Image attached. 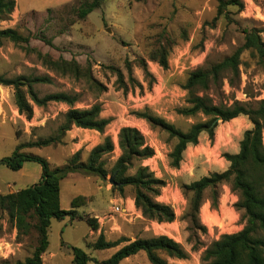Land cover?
Returning a JSON list of instances; mask_svg holds the SVG:
<instances>
[{
  "label": "rangeland",
  "instance_id": "374dc122",
  "mask_svg": "<svg viewBox=\"0 0 264 264\" xmlns=\"http://www.w3.org/2000/svg\"><path fill=\"white\" fill-rule=\"evenodd\" d=\"M78 4L79 0H16L13 12L5 18L0 17V29L12 27L29 36L30 49L24 47L26 44L0 39V75L6 78L50 76L51 82L35 84L41 96L59 91L78 94L75 107L89 108L101 103V115L111 117L112 121L103 133L73 126L61 135L60 127L70 108L67 103L34 104V115L28 119L17 108L14 87L0 83V159L11 155L19 145L59 136V142L25 146L20 151L43 156L52 167L66 164L78 150H81V160L86 161L90 150L110 135L115 149L104 159L111 170L121 153L119 130L123 126H135L155 150L154 156L146 159L144 165L165 181L156 199L170 204L176 219L159 223L146 218L135 204V186L126 185L120 191L115 188L110 174L102 179L97 175L73 172L61 182L65 194L62 208L70 209L73 196L84 195L87 201L77 209L74 219L70 216L52 218L50 244L41 264H75L71 245L83 248L101 262L126 243L94 249L91 244L101 232L107 240L121 237L135 240L166 234L180 242L189 254L186 259H178L162 253L170 264H203L204 249L222 234L241 230L246 218L244 211L234 205L239 195L231 190L229 183L221 186L218 208L211 205L206 192L198 214L199 224L206 230L199 231L202 244L194 249L187 219L190 195L182 186L214 171L227 169L230 162L224 154L240 150L244 132L252 128L253 123L247 115L226 122L218 120L214 139L202 132L199 142L187 147L180 166L175 167L170 154L177 139L159 127H152L136 111L159 115L183 130H188L195 122L207 120L203 114L185 116L177 112L187 105V91L182 85L195 68L222 61L243 46L247 31L255 30L264 42V0H243L242 7L230 5L223 13H219V0H103L102 5L84 19H79L74 11ZM47 40H52V44ZM160 46L169 49L168 68L150 59V54ZM44 56L52 60L76 59L83 66L90 62L94 75L107 89H94L85 79L63 73L46 63ZM140 58L147 60L156 78L151 88L137 61ZM127 59L133 62V75L144 85V90L137 86L125 93L114 85L116 76L107 66L121 67L128 78ZM206 94L217 104L230 105L238 100L247 106H256L264 98V57L251 48L243 49L240 76L232 82L225 77L219 91L212 89ZM41 171V165L36 162H25V167L17 171L0 165V193L15 192L38 182ZM0 216V264H24L34 253L38 232L32 229L19 235L7 212L0 210ZM90 217L97 218V230L88 224ZM89 264L97 263L90 261ZM119 264L151 263L146 252L140 251Z\"/></svg>",
  "mask_w": 264,
  "mask_h": 264
},
{
  "label": "trees",
  "instance_id": "16d2710c",
  "mask_svg": "<svg viewBox=\"0 0 264 264\" xmlns=\"http://www.w3.org/2000/svg\"><path fill=\"white\" fill-rule=\"evenodd\" d=\"M219 13H223L227 6H243V0H219ZM103 0H79L74 11L79 19L86 18L91 12L102 5ZM16 6V0H0V17L9 16ZM7 38L17 44H26L30 49V37L23 35L16 28L8 27L0 29V39ZM52 44V40H47ZM245 48H251L264 57V42L261 35L255 30L247 31L245 43L233 54L222 61L208 66L198 67L192 70L182 87L187 91V105L177 109V112L185 116L203 114L207 120L193 123L188 130L177 127L174 123L149 111H136L139 117L148 121L152 127H159L177 139L170 154L172 165L180 166L183 153L191 144H197L202 132H207L211 140L215 137L217 119L230 121L241 115H247L253 123L252 128L244 132L240 142V150L235 153L226 152L224 157L230 165L224 171H214L200 179L186 183L182 186L189 197V212L187 219L190 231L189 239L193 242V248H200L202 242L198 237L199 231H205L198 220L200 207L209 193V200L214 208H218L221 186L229 183L231 190L239 195L235 202L237 209L243 210L246 218L245 226L232 233H224L219 239L207 246L202 254L203 264H264V98L259 100L256 106H247L236 100L232 104L215 103L206 94L209 90L219 91L225 77L232 79L240 76L241 53ZM169 49L160 46L150 54V59L158 62L163 68H168ZM45 58L48 56H44ZM145 73V81L148 88L153 87L156 78L150 72L147 60H137ZM46 63L63 73H70L75 78H83L90 87L103 91L107 86L97 78L90 62L81 65L76 59L66 60L63 57L57 60L46 58ZM125 66L128 70V78L121 67L107 66L116 76L114 85L123 92L128 93L139 86L144 90V85L133 75V62L127 59ZM51 82L50 76H17L6 78L0 75V83L12 85L17 108L28 119L34 115V104L46 106L49 102H64L70 108L64 115V122L60 127L63 135L73 126L84 129L96 130L103 133L112 121L111 117L101 115V103H95L89 108L75 107L78 94L65 91L51 92L43 96L35 89V84ZM60 137H49L28 142L17 146L13 153L0 159V165H5L12 170L22 169L25 162H36L41 165V178L25 188L6 194L0 193V210L7 212L9 219L15 224L19 235L27 234L32 229L38 232V243L32 256L28 257L24 264H41L42 256L47 251L49 241V228L52 218L64 219L77 216L78 208L83 206L87 198L78 195L72 198L70 209L61 206V182L70 173L84 172L87 175H97L107 179L111 175L115 182V188L123 191L126 185H133L135 191V204L141 209L143 215L159 223L173 222L176 219L174 208L156 197L160 194L165 181L155 175L154 171L144 161L154 156V148L147 143L145 135L135 126H123L118 133V146L120 155L114 166L109 170L104 156L114 151L115 143L110 135H106L102 142L95 145L89 152L87 160L80 158L81 150L76 151L68 162L62 166L52 167L49 160L38 154L20 151L25 146H46L53 142H59ZM136 168L133 173L129 170ZM207 197V196H206ZM88 224L97 230L99 223L97 218H88ZM2 229L0 216V232ZM122 245L111 257L99 262L91 257L83 248L69 246L73 252L75 264H89L95 261L97 264H119L124 259L145 251L151 264H170L162 255L186 259L189 254L183 245L174 238L166 235H155L148 238H136L131 240L121 237L118 240H107L104 233H100L91 245L94 249H108Z\"/></svg>",
  "mask_w": 264,
  "mask_h": 264
},
{
  "label": "crops",
  "instance_id": "0c3cea01",
  "mask_svg": "<svg viewBox=\"0 0 264 264\" xmlns=\"http://www.w3.org/2000/svg\"><path fill=\"white\" fill-rule=\"evenodd\" d=\"M25 167V163H24V165H23V167H22V169ZM70 174H74V173H70ZM69 174V175H70ZM65 196V194H63V191H62V189H61V202H62V199H63V197ZM74 197V196H73ZM71 200H72V198H71ZM62 206V205H61Z\"/></svg>",
  "mask_w": 264,
  "mask_h": 264
},
{
  "label": "water",
  "instance_id": "95a60500",
  "mask_svg": "<svg viewBox=\"0 0 264 264\" xmlns=\"http://www.w3.org/2000/svg\"><path fill=\"white\" fill-rule=\"evenodd\" d=\"M217 120H220V119H217ZM111 180L113 181V178H111ZM114 182V181H113ZM114 184H115V182H114Z\"/></svg>",
  "mask_w": 264,
  "mask_h": 264
},
{
  "label": "built area",
  "instance_id": "2783aa9c",
  "mask_svg": "<svg viewBox=\"0 0 264 264\" xmlns=\"http://www.w3.org/2000/svg\"><path fill=\"white\" fill-rule=\"evenodd\" d=\"M118 208H120V207L118 206Z\"/></svg>",
  "mask_w": 264,
  "mask_h": 264
}]
</instances>
